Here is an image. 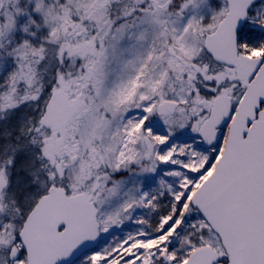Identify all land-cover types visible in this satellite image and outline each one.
<instances>
[{"label":"snow or ice","instance_id":"snow-or-ice-1","mask_svg":"<svg viewBox=\"0 0 264 264\" xmlns=\"http://www.w3.org/2000/svg\"><path fill=\"white\" fill-rule=\"evenodd\" d=\"M0 264H264V0H0Z\"/></svg>","mask_w":264,"mask_h":264}]
</instances>
